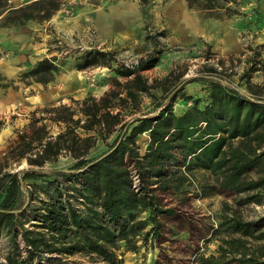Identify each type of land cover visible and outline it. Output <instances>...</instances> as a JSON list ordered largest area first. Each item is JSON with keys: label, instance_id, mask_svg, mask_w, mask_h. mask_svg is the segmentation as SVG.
I'll list each match as a JSON object with an SVG mask.
<instances>
[{"label": "trees", "instance_id": "trees-1", "mask_svg": "<svg viewBox=\"0 0 264 264\" xmlns=\"http://www.w3.org/2000/svg\"><path fill=\"white\" fill-rule=\"evenodd\" d=\"M11 1L0 0L1 27L49 21L62 5L61 0ZM187 2L198 9L215 7ZM162 34L151 32L150 37L158 42ZM79 52L87 59L81 67L108 66L125 80L115 78L100 97L89 92L74 105L43 107L40 116L39 110L32 112L27 129L7 152L17 161L25 158L30 167L0 171V234L7 236L0 264H71L77 255L91 263H121L119 251H138L140 240L160 241L162 216L175 208L164 205L158 191L181 189L186 182L194 184L199 197L218 188L261 201L254 191L264 187V83L251 81L254 72L264 69L260 52L253 49L241 75L250 94L217 77L199 76L189 81L206 84L207 93L196 98L183 91L182 80L169 88L171 74L152 82L143 74L159 62L160 49L131 66H113L110 50ZM61 64L55 55L43 57L25 75L48 83ZM208 71L218 70L211 66ZM156 87L161 95L153 92ZM145 96L153 100L149 110L142 108ZM178 98L192 101L181 113L175 110ZM45 120L64 129L50 134ZM145 133L142 148L138 139ZM100 139L106 148L98 152ZM64 154L73 159L69 167L44 170ZM251 170L261 175L249 179ZM231 225L244 232L258 227L236 217ZM202 259L204 264L227 263L215 255ZM238 264L264 260L244 254Z\"/></svg>", "mask_w": 264, "mask_h": 264}, {"label": "rangeland", "instance_id": "rangeland-1", "mask_svg": "<svg viewBox=\"0 0 264 264\" xmlns=\"http://www.w3.org/2000/svg\"><path fill=\"white\" fill-rule=\"evenodd\" d=\"M23 1L25 0H12L11 2L12 4H19ZM69 1L70 4H67L70 8L69 13L61 8L49 21L38 22L33 20L20 26H9L10 31L8 33H0V59L2 60H9L13 53L17 54L19 51L17 46H21V42L28 41L27 46L31 43L32 45L42 46L36 52L34 51L37 48H27L26 55L30 56L27 58L26 67L21 69L16 77L1 78L3 87H11L15 92H23L24 102L30 100L27 98L29 95L37 93L35 87L38 83L45 86L44 91L46 94L44 93V95L48 98L51 94L52 99L39 101L42 102V105L36 106L35 110H39L37 116L41 115L40 110L43 107H49L48 103H53L55 100L65 99L66 104L74 105L73 100L79 99L74 95L77 96L80 91L91 92L96 97H100L112 87L115 78L125 80V77L116 76L113 69L108 66L86 65L81 67L87 62V59L79 52L82 50H110L114 52L116 58L111 61L113 66L117 62L131 66L142 55H148L150 53L148 50L160 49L159 62L154 68L143 72L150 82L153 80L163 81L171 74L167 83L170 86L169 88H173L180 80H182V83L188 84L192 82L189 80L194 77L214 76L247 94L250 93L245 81L241 79L243 71L249 66L247 59L255 49L260 52L258 58L264 60V0H199L203 6L211 4L215 6L214 9L190 7L198 12L203 20L215 19L217 22L219 21V24L222 22L216 28L219 32L223 29V31L226 30L234 35L236 34L246 54L238 55L240 53L238 52L234 54V59L222 58L215 51L202 47L201 43L200 45L195 44V47L191 45L175 49L166 56L162 55L161 53L167 50L165 48L167 29H160L154 24H150L147 33L163 32V37L159 38L158 42L150 38L138 45L121 49L98 45L93 28L87 22H84L81 30L78 23L72 18L76 15L77 7L91 0H61L62 3H68ZM102 1L107 2L110 0ZM57 20L64 25H74L76 28L69 35L57 27ZM23 27L25 29L21 31L20 28ZM2 28L5 27L0 26V30ZM22 32L30 34L28 39L25 40L24 37L21 40L10 41L13 40L15 35L23 34ZM41 32L44 33L45 38H43L44 35ZM54 55L62 61L60 71L54 80L43 83L36 81L33 76L25 75L40 57ZM211 66L216 67L218 71L216 73L209 72L208 68ZM178 74H182L179 79L176 78ZM251 81L263 84L264 69L254 72ZM153 92L157 95L162 94L159 87H156ZM261 98H264V94ZM177 100L179 101V98ZM152 101L150 97L145 96L142 108L144 110L151 109ZM24 113L31 114L30 111L22 112L18 105H14L6 114ZM10 124L13 125L12 122ZM47 124L50 125L48 121ZM4 125V120L0 119V171L16 172L29 168L30 165L25 158L17 161L7 154L10 146L18 138V130L22 128L15 129V132L7 140H4L1 135ZM63 129V125L52 124L49 131L56 135ZM112 138L110 137L109 140L111 141ZM145 139L144 134L138 139V143L142 148ZM98 144L100 147L98 152L106 148L101 139ZM72 160L70 155L64 154L58 160L48 162L43 168L44 170L52 168L65 169L69 167ZM260 175L261 173H258L257 170H251L246 174L249 179L258 178ZM260 188H262V191L261 189L254 191L257 193L256 198L261 200L259 202L255 201L256 199H248L247 192L239 193L218 188L213 189L205 196L199 197L197 190H194V184L190 182H186V185H183L181 189L166 193L158 191V194L163 196L164 205L175 208L173 214L162 216V238L160 241H148L146 243L140 240L139 244L141 246L136 252L127 250L121 254L119 251L118 254L122 258V262L118 264H204L202 256L210 255H215L221 261L227 262L226 264H238V258L244 254L256 255L264 260V187ZM234 217L247 222L251 221L257 224L258 227H254L247 232L237 230L231 225ZM6 245L7 236L0 234L1 254H4ZM70 261L71 264H110L102 261L91 263L88 258L81 255L71 257Z\"/></svg>", "mask_w": 264, "mask_h": 264}, {"label": "crops", "instance_id": "crops-1", "mask_svg": "<svg viewBox=\"0 0 264 264\" xmlns=\"http://www.w3.org/2000/svg\"><path fill=\"white\" fill-rule=\"evenodd\" d=\"M72 18L78 23L81 30L83 28L82 23L87 22L95 32L98 45L113 49L132 47L146 40L148 41L151 37H149L150 33H147V28L150 24H154L160 29H167V35H164L167 41L165 46L167 50L161 53L165 56L175 49L194 46L195 44L200 45V43L203 45L202 47L215 51L222 58L234 59V54L240 52L238 55H242L244 51L236 34L234 35L226 30L223 31V29L221 32L216 30L217 26L221 25L222 22L219 24V21L217 22L215 19L203 20L198 12L189 7L187 0H110L107 2L91 0L77 7L76 15ZM146 25L148 26L146 27ZM25 27L20 28L21 31H24ZM9 29V27L2 28L0 33H8ZM28 32L30 33L31 31L29 30ZM22 33L15 35L13 40L10 41L21 40L24 37L25 40L28 39L30 34ZM41 33L44 35L43 32ZM162 37L163 35L159 36L158 39ZM43 38H45V35ZM27 42H21V46H17L19 51L17 54L13 53L9 60L0 59V119L5 122L1 132L4 140H7L15 132V129L22 128L18 132L27 129L32 112L37 105H42V102L39 101L52 99L51 94L48 98L44 95L45 86L42 83L36 85L37 93L27 97L30 99L28 102L23 101L24 95L22 91L15 92L13 88L3 87L2 85V77H16L20 70L26 67L27 58L30 56L26 55L28 49H31V47L37 48L34 51L36 52L42 47L40 45H32V43L27 46ZM151 51L148 50V52ZM143 56H146V54ZM199 82L192 81L185 84L183 91L187 95H193V98L206 95L207 87L204 86L206 84ZM78 93L74 97H79V99H83L88 94L87 91ZM61 103H66V100H55L53 103H48V105L50 107ZM191 104V100L185 101L179 98V101L177 100L175 103V110L181 113ZM14 105H18L22 112L30 111L31 114H6ZM45 121L50 123L48 126L50 128L52 126L51 122L49 120ZM11 122L13 125L10 124ZM49 133L52 134L50 131ZM144 135L146 138L148 137L146 133Z\"/></svg>", "mask_w": 264, "mask_h": 264}, {"label": "bare ground", "instance_id": "bare-ground-1", "mask_svg": "<svg viewBox=\"0 0 264 264\" xmlns=\"http://www.w3.org/2000/svg\"><path fill=\"white\" fill-rule=\"evenodd\" d=\"M57 27L59 29H62L64 32L67 34H72L73 31L75 30L76 26L74 25H64L61 21L57 20ZM68 82V81H67Z\"/></svg>", "mask_w": 264, "mask_h": 264}, {"label": "built area", "instance_id": "built-area-1", "mask_svg": "<svg viewBox=\"0 0 264 264\" xmlns=\"http://www.w3.org/2000/svg\"><path fill=\"white\" fill-rule=\"evenodd\" d=\"M67 4H70V1H69L68 3H62L61 8H62L65 12L69 13V12H70V8L68 7ZM61 8H60V9H61ZM60 42H61V41H60Z\"/></svg>", "mask_w": 264, "mask_h": 264}]
</instances>
